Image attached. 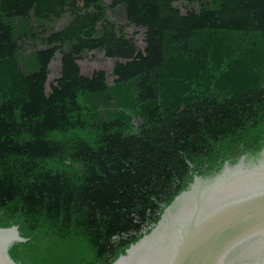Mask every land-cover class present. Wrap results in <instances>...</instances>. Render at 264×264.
Masks as SVG:
<instances>
[{
	"label": "trees",
	"instance_id": "1",
	"mask_svg": "<svg viewBox=\"0 0 264 264\" xmlns=\"http://www.w3.org/2000/svg\"><path fill=\"white\" fill-rule=\"evenodd\" d=\"M129 27L147 50L124 64ZM91 51L115 59L111 82L81 73ZM260 161L264 0H0V228L26 239L15 264H111L195 176Z\"/></svg>",
	"mask_w": 264,
	"mask_h": 264
},
{
	"label": "water",
	"instance_id": "2",
	"mask_svg": "<svg viewBox=\"0 0 264 264\" xmlns=\"http://www.w3.org/2000/svg\"><path fill=\"white\" fill-rule=\"evenodd\" d=\"M24 241L17 226L0 228V264H15L8 248ZM111 264H264V162L195 176Z\"/></svg>",
	"mask_w": 264,
	"mask_h": 264
},
{
	"label": "rangeland",
	"instance_id": "3",
	"mask_svg": "<svg viewBox=\"0 0 264 264\" xmlns=\"http://www.w3.org/2000/svg\"><path fill=\"white\" fill-rule=\"evenodd\" d=\"M106 3H109L111 0H105ZM129 34L135 33L133 36L134 46L129 49L119 61L124 64L132 62L134 60H142L144 58L145 52L147 50L146 44L144 41V30L136 29L133 27H129L126 29ZM60 56L56 54L55 59L51 62L49 69L50 74L47 78V84L53 82L58 77V69L60 64ZM115 59L105 52H88L79 62L81 73L87 75L93 81L96 77H98L99 72H103L107 78L108 82H111L114 78L113 75V66ZM47 91L49 92V88L47 85Z\"/></svg>",
	"mask_w": 264,
	"mask_h": 264
}]
</instances>
